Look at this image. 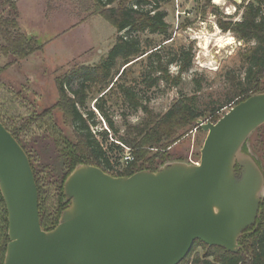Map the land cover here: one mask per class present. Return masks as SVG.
Returning a JSON list of instances; mask_svg holds the SVG:
<instances>
[{"label": "water", "instance_id": "1", "mask_svg": "<svg viewBox=\"0 0 264 264\" xmlns=\"http://www.w3.org/2000/svg\"><path fill=\"white\" fill-rule=\"evenodd\" d=\"M197 124L207 133L198 166L174 163L130 177L76 167L64 185L70 207L47 232L30 158L0 122L4 264H180L196 241L237 254L263 199L264 176L242 148L264 125V93L216 123Z\"/></svg>", "mask_w": 264, "mask_h": 264}, {"label": "trees", "instance_id": "2", "mask_svg": "<svg viewBox=\"0 0 264 264\" xmlns=\"http://www.w3.org/2000/svg\"><path fill=\"white\" fill-rule=\"evenodd\" d=\"M94 1L102 17L115 28L117 36L113 48L98 64L75 65L56 79L58 101L55 108L62 112L74 141L64 136L54 122L53 109L31 114L28 111L30 107L25 106L21 114L23 116L7 121L0 106V122L24 148L28 157L25 143L30 141V133L36 128L53 137L58 155L63 161L61 173L55 175L58 177L55 184L57 208L48 216L43 211V189L29 157L39 192L41 226L47 232L58 225L62 212L70 205L64 193V183L79 165L98 167L114 177L134 175L136 172H133V168L138 162L142 165L140 171L156 172L161 166L157 164L160 153L170 149L190 132L202 130L197 124L199 120L216 123L220 119V111L228 104L236 99L242 103L256 94L264 93V0H251L244 5L241 22L230 27L220 24L223 31L233 32L244 42L255 43L244 56V65L247 67L245 76L235 82L225 103L201 110L195 96H181L163 114L156 113L151 108L150 99L145 100L141 93L146 95L162 83L180 86L183 75L192 69L194 59L192 49L181 48L170 52V57L165 62L163 52L169 50L166 45L172 40V36L169 32L170 25L166 22L168 13L163 10L162 5L175 0ZM205 1L208 6H212V0ZM7 5L13 9V13L5 17L2 9ZM17 14L16 0H0V38L3 40L0 51L5 58L14 55L25 60L42 47L38 46L36 37L28 38L19 31ZM145 34L161 36L163 41L156 46L150 38L142 39ZM145 62L148 65L137 75L135 68L142 67ZM15 63L12 60L0 67V74ZM174 64L178 67V73L172 76L169 68ZM141 79L145 90L140 88ZM197 83L196 92H199L202 86L200 82ZM120 103L129 109V115L142 112V121L135 125L126 121L123 129L118 128L110 110L113 106H120ZM91 105H94V109ZM97 113L104 119L108 130L114 133L115 139L112 138L111 142L107 131L97 132L93 129L99 127ZM99 137H102V141ZM124 147L131 149L134 161L123 171H118L116 167L120 159L114 157L113 152L116 150L124 153ZM8 227V212L0 191V264H4L10 242ZM240 243L245 251L234 254L224 248L210 247L196 241L180 264H264V200L255 226L242 235Z\"/></svg>", "mask_w": 264, "mask_h": 264}, {"label": "rangeland", "instance_id": "3", "mask_svg": "<svg viewBox=\"0 0 264 264\" xmlns=\"http://www.w3.org/2000/svg\"><path fill=\"white\" fill-rule=\"evenodd\" d=\"M250 1L222 0L217 4L212 0V6H208L205 0H175L162 5L163 10L168 13L166 22L170 25L169 32L172 36V40L166 45L169 50L163 52L165 62L169 59L170 52H176L181 48L192 49L194 59L192 69L183 75L180 86L162 83L146 95L141 93L145 100L150 99L151 108L156 113L167 112L174 101L181 96L189 98L195 96L197 106L201 110L225 103L235 82L245 76L247 67L244 65V56L255 43L244 42L233 32L223 31L220 24L230 27L241 22L244 5L246 6ZM16 4L19 31L28 38L36 37L38 46L42 49L25 60L18 59L14 55L5 58L0 51V67L12 60L16 61L0 74V106L3 116L7 121L20 118L23 116L21 114L25 106L30 107L28 111L31 114H40L46 109H53L54 122L64 136L74 141L72 131L65 124L62 112L55 108L58 101L56 79L75 65L98 64L113 48L117 36L116 30L102 17L94 0H16ZM2 10L5 17L13 13V9L8 5ZM147 38L153 40L156 46L163 41L161 36L142 35L143 40ZM217 39L222 42H218ZM229 39L230 44H224L229 42ZM2 43L3 40L0 38V44ZM146 65L148 63L145 62L142 67H136V74L139 75ZM169 71L172 76L177 75L176 64L171 65ZM197 82L202 86L199 92H196ZM140 88L145 90L142 79ZM237 103L240 104L239 99L223 108L218 116L223 117ZM91 106L94 109V105ZM110 113L118 128L122 129L126 121L135 125L144 117L142 112L129 115V109L123 103H120V106H113ZM97 122L99 127L93 128L95 131H107L109 142L113 140L112 138L115 139L114 133L108 130L107 124L98 113ZM204 122L207 123L209 120ZM30 135V141H27L25 146L43 189L41 194L43 211L49 216L57 208L56 174L61 173L63 161L49 133L39 132L33 128ZM206 138L207 133L202 130L190 132L170 149L160 153L157 164H161L160 168H162L174 163L191 164L200 161ZM99 140L102 141V137H99ZM126 152L125 148L124 153L120 152V154L116 150L113 152V156L120 159L116 167L118 171H123L128 165L122 163ZM242 154L253 159L264 176V125L249 137L242 148ZM141 166V162H138L133 172H141ZM239 246V252H244L245 248L240 240Z\"/></svg>", "mask_w": 264, "mask_h": 264}, {"label": "built area", "instance_id": "4", "mask_svg": "<svg viewBox=\"0 0 264 264\" xmlns=\"http://www.w3.org/2000/svg\"><path fill=\"white\" fill-rule=\"evenodd\" d=\"M125 149L127 150V152L122 159V163L123 164H129V163L134 161V155H133V152L131 151V149H129V148H125ZM192 164L198 166L200 164V161L193 162Z\"/></svg>", "mask_w": 264, "mask_h": 264}, {"label": "bare ground", "instance_id": "5", "mask_svg": "<svg viewBox=\"0 0 264 264\" xmlns=\"http://www.w3.org/2000/svg\"><path fill=\"white\" fill-rule=\"evenodd\" d=\"M222 0H215V3H217V4H219L220 2H221ZM220 38V37H219ZM218 40V39H217ZM227 41V40H226ZM233 41V40H232ZM218 42H222V41H219L218 40ZM232 43V42H231ZM220 44H222V43H220ZM219 44V45H220ZM224 44H230V39H229V42H225ZM226 46V45H225Z\"/></svg>", "mask_w": 264, "mask_h": 264}]
</instances>
